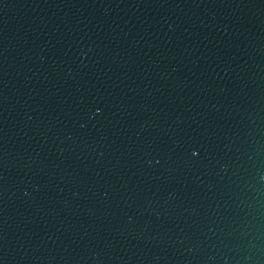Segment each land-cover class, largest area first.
Here are the masks:
<instances>
[{
	"label": "water",
	"instance_id": "obj_1",
	"mask_svg": "<svg viewBox=\"0 0 264 264\" xmlns=\"http://www.w3.org/2000/svg\"><path fill=\"white\" fill-rule=\"evenodd\" d=\"M0 264H264V0H0Z\"/></svg>",
	"mask_w": 264,
	"mask_h": 264
}]
</instances>
